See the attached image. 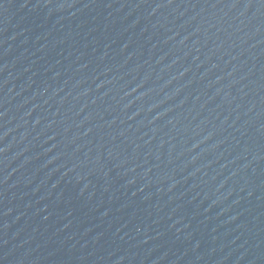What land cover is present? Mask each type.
<instances>
[{
  "label": "water",
  "instance_id": "obj_1",
  "mask_svg": "<svg viewBox=\"0 0 264 264\" xmlns=\"http://www.w3.org/2000/svg\"><path fill=\"white\" fill-rule=\"evenodd\" d=\"M0 264H264V0H0Z\"/></svg>",
  "mask_w": 264,
  "mask_h": 264
}]
</instances>
